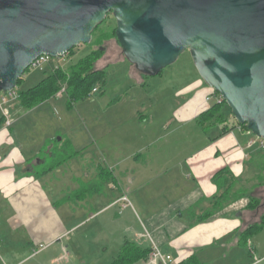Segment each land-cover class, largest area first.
<instances>
[{"label":"crops","instance_id":"crops-1","mask_svg":"<svg viewBox=\"0 0 264 264\" xmlns=\"http://www.w3.org/2000/svg\"><path fill=\"white\" fill-rule=\"evenodd\" d=\"M127 72L134 84L125 90H144L143 75L131 64ZM204 84L176 86L172 112L166 113L170 107L163 95L148 105L139 100L138 110L130 113L121 114L119 108L107 113L98 148L104 166L97 167L108 170L115 185L105 183L103 192L59 206L54 202L64 197L59 170L40 176L29 171L42 150L52 148V139L21 144L9 129L22 108L9 104L7 115L0 116V264H111L125 242L151 250L147 260L136 264H178L192 255L203 264H264L259 244L252 249L249 240L244 249L238 241V230L251 222L244 212L250 190L242 185L249 182L245 174L263 142L227 111L226 123L203 131L195 119L218 104L214 90ZM123 99L135 101L126 94L110 104ZM192 124L202 131L194 143L187 142ZM254 166H261L259 159ZM230 176L236 188L245 190L244 197L200 220ZM124 196L127 203L121 201ZM97 218L98 223L88 224ZM109 249H115L110 261Z\"/></svg>","mask_w":264,"mask_h":264},{"label":"water","instance_id":"water-1","mask_svg":"<svg viewBox=\"0 0 264 264\" xmlns=\"http://www.w3.org/2000/svg\"><path fill=\"white\" fill-rule=\"evenodd\" d=\"M109 13L139 73L156 76L189 51L234 119L264 140V0H0V92L39 56L89 44Z\"/></svg>","mask_w":264,"mask_h":264},{"label":"rangeland","instance_id":"rangeland-1","mask_svg":"<svg viewBox=\"0 0 264 264\" xmlns=\"http://www.w3.org/2000/svg\"><path fill=\"white\" fill-rule=\"evenodd\" d=\"M114 28H116V22L112 14L109 13L100 24L98 30L92 35L93 40L98 38L101 31L106 30L110 32ZM104 46L105 51L102 59L105 60L104 64H109L107 68L104 69L106 73L105 82L104 84L98 83L95 85L96 92L92 91V93H89L84 99L70 102L71 100L68 99L65 93H61L57 98H51L44 102V104H39L37 108L35 107L36 109L27 110L19 105L16 94L25 92L34 87L49 75L54 68L60 67L66 69L70 64L75 63L77 60L96 49L97 45L94 43L77 46L69 56L65 55L63 57L50 58L49 64L43 65L41 67L42 69L28 68V72H24L20 84L16 86L14 90L7 94L0 92V116H6L4 111L8 108L9 104H13V107L16 105L18 109L22 108V110L20 109L21 111H19L20 117L17 119V122L9 129L12 136L18 139L21 144L24 145V142L36 144L42 139H44L46 143V141H48L47 139H52L50 142L54 146V151H56V158H64L69 156L72 152H78L77 156L67 160L60 167L55 169L59 170V177H61L62 181L60 184L63 191L61 195L66 198H71L70 202L77 203V201H79L74 198V195L80 187L81 189L95 187L96 190L92 192L89 191L90 196H93L103 192L105 183H112L115 185V180L113 176H111V173L105 168L101 167L98 169L97 167L100 163L98 161V148L101 135L100 125L101 122L105 121L107 113H113L117 111L118 108L121 114L130 113L132 109L138 110L141 105L139 100L148 105L151 102L156 103L157 97H162L163 95L166 98V106L170 107V109H166V113L172 112L174 109L173 94L180 85L190 86L199 81L203 82L194 67L189 51H185L172 65L163 69L161 75L153 77L143 75L144 81L146 82L144 90H125L126 86L128 87V85L131 86L134 84L128 77L127 70L129 63L127 61L120 63L116 60L117 58H123V54L115 38L105 42ZM96 69L98 68L96 67ZM176 86L178 87L176 88ZM11 93L12 95L9 96ZM126 94L133 96L135 101L123 99L120 105H117V103L110 104V102L115 101L121 96L124 98ZM226 111L227 110H225V112ZM174 130L175 123H172L169 132L173 133ZM187 131L192 135V138L190 139L189 137V141L187 140V142L192 143L193 139L194 143L195 136H201L202 138V131L195 124L187 127ZM111 135L112 137L114 136V134ZM23 137H25L24 140ZM47 151L48 149L46 146L45 152ZM259 152V154L253 157L251 161L253 165H249V171L245 174L249 182H246V184L242 186L248 188V190L252 192L254 191V194L261 198L264 195V187L258 189L259 187L257 184L259 181L255 178L259 174L260 167L254 166V164L256 159L260 158L259 156L264 152V146L259 148ZM39 158H41V154L37 157V159ZM261 163H263V161L260 162V165ZM100 164L104 166L103 163ZM94 171L97 175L93 178H89L88 176H91ZM101 172L103 174L100 176ZM73 175L74 181L71 179ZM62 199L54 200V202L57 201L58 203L56 206L62 205L65 202L61 201ZM99 221L100 218H97L94 221H90L88 224L92 226L93 222L98 223ZM82 232L83 231H81V234H83ZM250 241L252 242V249H255L257 244H259L263 250L262 254H264V229L253 236ZM252 252L253 250L251 251V249H249L248 253L251 254L249 255L247 253L248 256H252ZM114 253L115 249H109L108 254H106L108 261L114 257ZM220 261L221 259L219 262Z\"/></svg>","mask_w":264,"mask_h":264},{"label":"trees","instance_id":"trees-1","mask_svg":"<svg viewBox=\"0 0 264 264\" xmlns=\"http://www.w3.org/2000/svg\"><path fill=\"white\" fill-rule=\"evenodd\" d=\"M114 19V18H113ZM100 25H98L92 32V35L98 30ZM115 29L112 31H101L98 38H92L90 44L94 43L97 45V48L86 54L84 57L77 60L75 63L70 64L66 69L57 67L56 70L50 72L44 79H42L34 87L28 89L25 92L18 93L16 98L19 102V105L22 108L31 110L37 107L39 104H42L48 101L51 98H54L62 88H64V93L72 101L78 99H84L92 93L95 89V85L98 83L105 82L106 73L105 70L109 64H104V55L105 46L104 43L108 42L112 38H115ZM91 35V36H92ZM75 48L70 50L66 56H69L73 53ZM124 58V56H123ZM125 59V58H124ZM99 65V66H98ZM133 68L134 66L131 65ZM96 67L98 69H96ZM135 69V68H134ZM136 70V69H135ZM28 69L25 71L27 72ZM162 71L158 74L161 75ZM157 75V76H158ZM22 78V77H21ZM21 78L17 81V86L21 82ZM225 110L232 116L229 107L224 101L219 104L212 105L208 110L199 114L195 119L196 124L203 128V131H207L209 128L223 125L227 122ZM3 117L0 119V124L3 122ZM240 127L246 128V125L237 123ZM52 145V143H49ZM74 151V150H73ZM56 151H54V146L45 152H41V158L37 159V162L29 167L31 174L40 176L52 172L56 168L60 167L67 160L77 156L78 152H72L69 156L64 158H56ZM43 153V154H42ZM39 154V155H40ZM258 158L260 162L264 163V152ZM49 159V160H48ZM51 159V160H50ZM261 163L259 169V175L257 176L258 189L264 187V165ZM226 170H221L215 174L214 180L218 183V180L221 178L222 174ZM103 173H100V176ZM263 181V182H262ZM235 180L232 176L222 180L221 193L218 196H215L216 199L213 201L212 208L210 211H205L199 217L200 220H205L213 216L216 212L222 210L226 203L243 198L245 195V190L243 188H236ZM96 190L95 187L82 188L81 187L76 191L74 198L76 200L82 199L84 196L89 195V191ZM255 192L250 191L248 194V204L246 205L244 212L248 213L250 216L251 222L248 225L243 226L238 230L239 233V245L246 249L248 247V241L264 229V195L263 197H257ZM71 198L64 197L61 201H70ZM64 202V203H65ZM151 250L140 249L130 242H125L121 248L120 253L117 258L111 264H136L139 261H145L148 259ZM178 264H203L201 263L195 255H192L185 260L179 262Z\"/></svg>","mask_w":264,"mask_h":264},{"label":"built area","instance_id":"built-area-1","mask_svg":"<svg viewBox=\"0 0 264 264\" xmlns=\"http://www.w3.org/2000/svg\"><path fill=\"white\" fill-rule=\"evenodd\" d=\"M49 62H50V57H48V56H46V55H41V56H39L38 58H36L33 62H32V64H31V67L32 68H39V69H42L41 67L43 66V65H48L49 64ZM57 69V67L56 68H54L53 70H52V72L54 71V70H56ZM93 92H96V89H93ZM215 91H213V93H214ZM61 93H64V89H61V91L56 95V96H60L61 95ZM216 93V92H215ZM5 94H7V93H5ZM12 95V93L9 95V96H11ZM17 95V94H16ZM216 95L218 96V98H217V103L219 104V103H222V98L216 93ZM5 114V113H4ZM5 115H7V113L5 114ZM262 142H263V140H262ZM263 146H264V142H263V144H262ZM121 201H123V202H125V203H127L128 202V200H127V198H126V196H124L122 199H121ZM156 256L157 257H160V255L159 254H156ZM167 260L168 259H170L169 257H167L166 258Z\"/></svg>","mask_w":264,"mask_h":264},{"label":"bare ground","instance_id":"bare-ground-1","mask_svg":"<svg viewBox=\"0 0 264 264\" xmlns=\"http://www.w3.org/2000/svg\"><path fill=\"white\" fill-rule=\"evenodd\" d=\"M28 72V71H27Z\"/></svg>","mask_w":264,"mask_h":264}]
</instances>
